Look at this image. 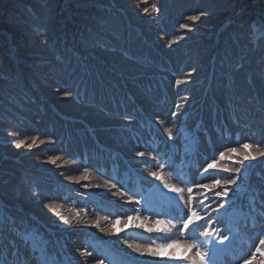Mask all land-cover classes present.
<instances>
[{"label":"trees","instance_id":"16d2710c","mask_svg":"<svg viewBox=\"0 0 264 264\" xmlns=\"http://www.w3.org/2000/svg\"><path fill=\"white\" fill-rule=\"evenodd\" d=\"M245 143L264 151V0H0V264L162 258L103 202L150 192L153 172L186 187L199 251L228 237L264 264V156L239 164Z\"/></svg>","mask_w":264,"mask_h":264},{"label":"rangeland","instance_id":"374dc122","mask_svg":"<svg viewBox=\"0 0 264 264\" xmlns=\"http://www.w3.org/2000/svg\"><path fill=\"white\" fill-rule=\"evenodd\" d=\"M161 177L160 185L157 188H160L161 191L162 189H166V191L171 192L176 198V201L174 206L170 203L165 209H160V207L155 204L151 212L143 213L139 210L138 216L139 223L142 225L141 230L156 247L158 245H167L163 247V250H166V252L174 251V257L171 259V263L193 264L194 260L199 262L200 258L196 255L197 252L194 248L192 237L186 234V229H180V221L176 217L177 214H181L187 209V204L185 203V188L171 173L163 174ZM166 185L179 188L181 191L174 192L170 187H166ZM134 202L135 201H129V203ZM158 220L162 222L159 225L156 223ZM149 228L152 230L149 231ZM189 245L191 247H187ZM169 257H172V255H169ZM162 263L165 264L164 262ZM123 264H127V262L124 261ZM205 264H220V262L218 263L216 261V263H214V261L211 260L209 262L205 261ZM228 264H238V258H230Z\"/></svg>","mask_w":264,"mask_h":264},{"label":"snow or ice","instance_id":"6c2138e0","mask_svg":"<svg viewBox=\"0 0 264 264\" xmlns=\"http://www.w3.org/2000/svg\"><path fill=\"white\" fill-rule=\"evenodd\" d=\"M152 10L155 11V12H159V9L155 5L152 6ZM143 12L147 14L149 12V9L148 8H144L143 9ZM188 19L191 20V21H196V20L199 19V17L196 16V15H191V16L188 17ZM180 27L181 28H188L189 26L187 24H182V25H180ZM195 71H196V69H192V71L190 73H188V75L191 76ZM63 95L64 96H68L69 95V92L65 91L63 93ZM172 115H176V113H172ZM21 146H25V147L31 149L34 146V143L26 144V141L23 140V139L16 141V147L17 148H20ZM243 149L245 151L239 153V155L242 156V159H240L238 161V163L241 164V165H243L245 163V161H248L250 159L251 160H254L257 157L264 156V151L253 150V145H251L249 143H245L243 145ZM229 151L232 152V153H238V149H236V148H231V149H229ZM137 155L138 156H143L144 153L140 152V153H137ZM224 155H225L224 152H221L220 153L221 158H223ZM213 167H214V164H209L208 165V168H213ZM229 170L230 171H236V172H239L240 171L239 168H237V169H229ZM152 176L156 177L157 179H162L160 173H158V172H153L152 173ZM69 179H71V178H69ZM82 179H84V178L82 177ZM216 183L219 184L220 182L217 181ZM225 183L230 185V184L235 183V181L233 179H229V180L225 181ZM166 187H170L171 190L174 191V192H180L181 191L179 188H175V187H172V186H167L166 185ZM203 187L207 188L208 185H203ZM227 195H228V189L227 188H225V190L223 192H218L217 193V196H227ZM53 212L58 217H60V219L62 220V222H64L65 224H70L71 223V221L69 220V217L63 216L60 212L56 211L55 208H53ZM129 219L131 220V219H134V218L129 217ZM135 219H139V218L137 217ZM200 219H201V217L199 215H197V213L195 211H193L191 213V215H189L187 217V219L184 221V225L183 226H184V228H188V226L190 224H192L194 220H200ZM115 223H119V221H116ZM156 223L159 225L162 222L158 220V221H156ZM148 230L151 231L152 229L149 228ZM223 239L224 240H227L228 237H223ZM173 243H175V242H173ZM261 244H264V240H261ZM166 246L167 245H158L157 248L147 247V248H143V249L137 247L136 248V251H138V252H147V253H150L153 256H159V255H161V253H160V251L158 249L159 248L166 247ZM187 247H191V246L189 245ZM257 251H261V249L258 248ZM196 255L200 259H199V262H197V261L194 260L193 264H205L204 254H202L200 252H197ZM98 264H103V262L102 261H99ZM245 264H250V262L249 261H246Z\"/></svg>","mask_w":264,"mask_h":264}]
</instances>
